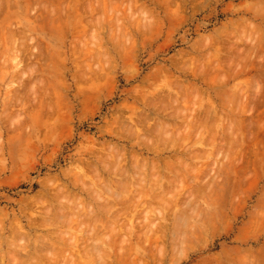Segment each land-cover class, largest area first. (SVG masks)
<instances>
[{
	"label": "rangeland",
	"instance_id": "obj_1",
	"mask_svg": "<svg viewBox=\"0 0 264 264\" xmlns=\"http://www.w3.org/2000/svg\"><path fill=\"white\" fill-rule=\"evenodd\" d=\"M34 256L264 264V0H0V264Z\"/></svg>",
	"mask_w": 264,
	"mask_h": 264
},
{
	"label": "bare ground",
	"instance_id": "obj_2",
	"mask_svg": "<svg viewBox=\"0 0 264 264\" xmlns=\"http://www.w3.org/2000/svg\"><path fill=\"white\" fill-rule=\"evenodd\" d=\"M107 165H108V164H107ZM115 165H116V164H115ZM112 167H114V165H113ZM115 167H117V166H115ZM115 167H114V169H115ZM107 168H108V167H107ZM110 169H111V168H110ZM117 169H119V168H116V170H117ZM110 171H112V173H114L113 170H110ZM110 171H109V172H110ZM122 171H123V170H122ZM116 172H119V171L117 170ZM110 173H111V172H110ZM120 173H121V172H120ZM117 174H118V173H117ZM122 174H123V173H122ZM124 174H126V173H124ZM121 176H122V175H121ZM123 176H124V175H123ZM123 176H122V177H123ZM104 180H105V179H104ZM106 182H107V181H106ZM107 185H108V184H107ZM104 187H105V186H104ZM104 187H103V188H104ZM123 188H124V187H123ZM104 189H107V188L105 187ZM143 189H144V188H143ZM107 190H109V189H107ZM134 193H135V192H134ZM138 193H139V192H138ZM117 198H118V197H117ZM138 199H139V198H138ZM131 202H132V200H131ZM118 203H119V202H118ZM124 204H125V203H124ZM126 204H127V203H126ZM126 204H125V205H126ZM130 204L132 205V203H130ZM143 204H144V203H143ZM127 206H128V204L126 205V207H127ZM143 206H144V205H143ZM143 206H142V207H143ZM136 207H137V204H136ZM133 208H134V207H133ZM123 209H124V208H123ZM48 211H49V210H48ZM103 211H104V210H103ZM126 212H127V211H126ZM122 213H123V212H122ZM52 214H53V213H52ZM92 214H93V213H92ZM117 214H118V213H117ZM120 214H121V213H120ZM50 215H51V214H50ZM53 216H54V215H53ZM58 216H59V215H58ZM58 216H57V218H58ZM86 216H87V215H86ZM86 216H85V217H86ZM90 216H91V215H90ZM61 217H63V216H61ZM88 217H89V216H88ZM115 217H116V216H115ZM55 218H56V217H55ZM64 218H65V217H64ZM52 219H53V217H52ZM58 219H59V218H58ZM86 219H87V218H86ZM46 220H47V219H46ZM46 220H45V221H46ZM56 220H57V219H56ZM54 221H55V220H54ZM58 221H60V220H58ZM62 221H63V220H62ZM91 221H92V220H91ZM56 222H57V221H56ZM48 223H50V221H49ZM52 223H53V222H52ZM59 223H60V222H59ZM81 223H83V222H81ZM18 224H19V223H18ZM43 224H44V223H43ZM84 224H85V223H84ZM45 225H47V224H45ZM51 225H52V224H51ZM32 226H33V225H32ZM32 226H31V227H32ZM17 227H20V226L17 225ZM35 227H36V226H35ZM36 228H37V227H36ZM36 228H35V229H36ZM15 229L17 230V231L15 230L16 232H19L17 228H15ZM22 229H23V228H22ZM20 232H21V231H20ZM10 233H12V232H10ZM13 233H14V232H13ZM21 233H22V232H21ZM22 234H23V233H22ZM91 234H92V233H91ZM93 234H94V233H93ZM12 235H15V234H12ZM53 235H54V234H53ZM53 235H52V237H53ZM10 237H11V236H10ZM13 237H14V236H13ZM15 237H16V236H15ZM30 238H31V237H30ZM30 238H29V239H30ZM41 238H42V237H41ZM41 238H40V239H41ZM98 238H99V237H98ZM102 238H103V237H102ZM18 239H19V237H18ZM40 239H39V240H40ZM44 239H45V238H44ZM54 239H55V238H54ZM93 239H94V238H93ZM15 240H16V239H15ZM21 240H22V238H21ZM42 240H43V239H41V241H42ZM94 240H95V239H94ZM96 240H97V239H96ZM27 241H28V239H27ZM41 241H40V242H41ZM44 241H45V240H44ZM6 242H7V241H6ZM23 242H24V241H23ZM94 242H96V241H94ZM25 243L27 244V242H25ZM110 243H111V242H110ZM8 244H9V243H8ZM18 244H19V243H18ZM41 244L43 245V243H41ZM44 244H45V242H44ZM46 244H47V243H46ZM19 245H20V244H19ZM23 245H24V244H23ZM88 245H89V244H88ZM8 246H9V245H8ZM10 246H11V244H10ZM10 246H9V247H10ZM12 246L14 247L13 244H12ZM45 246H46V245H44V247H45ZM92 246H93V245H92ZM15 247H16V246H15ZM49 247H50V246H49ZM86 247H87V246H86ZM27 248H28V247H27ZM47 248H48V246H47ZM97 248H98V247H97ZM45 249H46V248H45ZM51 249H52V247H51ZM19 250H20V249H19ZM38 250H39V249H38ZM41 250H42V249H41ZM86 250H87V249H86ZM89 250H90V249H89ZM44 251H45V250H44ZM55 251H56V250H55ZM10 252H11V251H10ZM17 252H18V251H17ZM20 252H21V251H20ZM41 252H43V251H41ZM47 252H48V251H47ZM85 252H86V251H85ZM99 252H100V251H99ZM38 253L40 254V251H39ZM43 253H44V252H43ZM48 253H51V252H48ZM16 254H17V253H16ZM26 254H27V253H26ZM45 254H46V252H45ZM42 255L44 256V254H42ZM46 255H47V254H46ZM46 255H45V256H46ZM50 255H51V254H50ZM54 255H55V253H54ZM54 255H53V256H54ZM58 255H59V254H58ZM99 255H100V254H99ZM22 256H23V255H22ZM48 256H49V255H48ZM101 256H102V255H101ZM11 257H12V256H11ZM11 257H10V259H11L10 262H11V264H14L15 261H16V259H15V260L13 261V263H12V260H13L14 258L12 257V258H13V259H12ZM40 257H41V258H40L39 260H37V261H39L40 264H41L43 261H45L46 258H43L42 256H40ZM56 257H57V256H56ZM22 258H23V257H22ZM33 258H34V260H35L36 257L34 256ZM58 258H59V257H58ZM58 258H57V259H58ZM60 258H61V257H60ZM36 259H37V258H36ZM41 259H43V261H42ZM47 259H50V258H47ZM20 260H21V259H20ZM1 261H2V260H1ZM18 261H19V260H18ZM47 261H48V260H47ZM51 261H52V260H51ZM53 261H54V260H53ZM32 262H33V261H31V263H32ZM49 262H50V260H49ZM57 262H58V261H57ZM68 262H69V261H68ZM1 263H2V262H1ZM36 263H37V262H36V260H35V263H34V264H36ZM59 263H60V262H59ZM69 263H70V262H69ZM24 264H25V263H24ZM37 264H38V263H37ZM47 264H48V263H47ZM50 264H52V263H50ZM53 264H55V262H54ZM70 264H71V263H70Z\"/></svg>",
	"mask_w": 264,
	"mask_h": 264
}]
</instances>
